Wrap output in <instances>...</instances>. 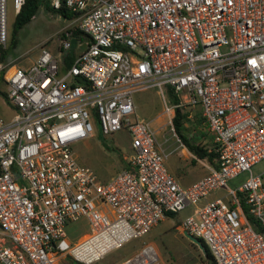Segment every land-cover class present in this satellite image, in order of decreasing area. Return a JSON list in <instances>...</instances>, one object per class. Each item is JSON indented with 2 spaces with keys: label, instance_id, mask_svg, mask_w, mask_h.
<instances>
[{
  "label": "built area",
  "instance_id": "obj_1",
  "mask_svg": "<svg viewBox=\"0 0 264 264\" xmlns=\"http://www.w3.org/2000/svg\"><path fill=\"white\" fill-rule=\"evenodd\" d=\"M24 1L0 0V50L8 45V7L17 14ZM48 3L73 12L87 41L62 75L44 46L28 67L0 61L14 109L0 119V264H59L65 256L92 264L188 205L195 208L182 227L215 264H264V171L250 173L264 159V0ZM57 34L68 50L71 29ZM147 88L158 90L176 142L177 108L199 106L213 136L217 166L202 162L209 173L187 187L165 167L168 138L158 141L135 116L134 93ZM94 125L130 135L132 168L106 182L72 149ZM221 188L222 196L206 199ZM80 219L88 232L59 251ZM118 264H159L158 254L147 243Z\"/></svg>",
  "mask_w": 264,
  "mask_h": 264
},
{
  "label": "rangeland",
  "instance_id": "obj_2",
  "mask_svg": "<svg viewBox=\"0 0 264 264\" xmlns=\"http://www.w3.org/2000/svg\"><path fill=\"white\" fill-rule=\"evenodd\" d=\"M47 12L52 16L50 17L46 14L43 15L42 18L39 17L41 15L36 16V19L32 23L27 26L25 25L22 29L17 31L16 37H18L20 40L18 49L28 46L37 35L39 36L44 31L47 33L50 32L49 30L51 29L52 25L54 26V21L55 27H59L60 25L58 20L67 21L59 13L53 11ZM14 17V10L11 5H9L7 16L8 42L9 38L15 36L16 33L14 31ZM52 33V39L49 43H58L60 45L58 34L54 32ZM86 41L87 38L84 37V44H82V47L85 45ZM2 86L3 84L0 81V89ZM163 90L166 98L168 100L171 99L168 93V88H164ZM146 107V113H149V115L146 114V116L152 120V127L154 129L158 127L159 130H162L160 134L156 133V137L158 139H162L163 137H166V135L172 137L159 92L157 93L155 90L149 91V99L146 102ZM148 109L150 111H148ZM137 112L139 117H141L142 112L139 107ZM12 113L13 109L0 95V119L5 120L12 116ZM172 139L175 140L174 138ZM90 141L93 144L91 149H88L80 143H76L72 146L73 152L77 160L81 164L90 167L97 174L101 181H109L110 177L115 175L121 169V167H123L122 155L127 153L130 141L129 134L126 129H121L112 134H104L97 125H94L93 135ZM200 160L204 163H208V161L205 159H198L193 165L188 163L186 173L183 176L177 175L172 170L173 161L171 158L165 163V167L168 170V173H170L175 178V180L177 179L180 184H183L184 180H192L191 183H193L209 173L206 166L200 162ZM263 171L264 159L253 165L251 167L250 173L251 175L255 176L262 173ZM250 173H242L237 178L230 180L227 185L230 188H234L241 181L245 180ZM224 190L225 188L218 189L215 192L210 193L206 199L211 200L218 196H222V194L225 193ZM204 201L205 199L201 200L200 203H203ZM194 208L195 206L188 205L183 210L175 213L172 217L164 218L156 227L148 231L146 234L130 240L122 247L109 252L103 258L93 262L92 264H118L123 259L135 254L144 244L147 243L152 244L156 249L159 264H206L205 257L201 251L196 249L191 244L192 242L184 235V233L176 232L174 228L176 224H181L185 217L192 213ZM71 227H73V229L69 230L67 237L57 243L59 251L66 250L73 242H75L77 239H82L85 236L83 234L88 232V223L85 219H80L74 222V225ZM59 264L80 263L63 257L59 261Z\"/></svg>",
  "mask_w": 264,
  "mask_h": 264
},
{
  "label": "crops",
  "instance_id": "obj_3",
  "mask_svg": "<svg viewBox=\"0 0 264 264\" xmlns=\"http://www.w3.org/2000/svg\"><path fill=\"white\" fill-rule=\"evenodd\" d=\"M45 1L49 5L48 0H45ZM47 11H49V10L46 9L45 5H43V4L40 5L39 8L37 9L36 13L32 17V19L28 23H26L25 25L27 26L30 23H32L36 19V16H39V15H41V16H39L40 18H42L43 15H45V14L47 16L49 15L51 17L52 15L48 14ZM38 13H40V14H38ZM15 15H16V13L14 12V16ZM52 19L54 20L53 17H52ZM65 19L67 21L58 20V22L60 24L59 27H55V21H54L53 22L54 26L52 25L51 29L49 30L50 32L47 33L44 31L39 36L37 35L36 38L34 40H32V42L28 46L22 47L21 49H18V44H19L20 40L18 37H16L17 40H16L15 45L11 49H9V51H7L6 55L4 56V58L1 61L5 62V63H9L15 67H28L37 59V57L40 53V47L44 46L57 59L58 74L62 75L65 72V70L72 63L73 57L75 55H77L83 48L82 45L78 44V41H77V44H75L76 39L79 41H83V39L85 37L82 34L79 35L78 37H75V36L72 37L75 39L74 48L72 51L70 50V48L68 50L62 49L58 43H56V44L49 43L50 40L52 39V37H51L53 34L52 32L58 33L60 30H62L64 28L72 29L78 25V22L74 18H72V19L65 18ZM10 41H11V38H9L8 44L10 43ZM0 81L3 84L1 90L5 91L6 85H5V81L3 79L2 73H0ZM153 90L157 91V93H158V90L156 88H147V89L137 91L136 93H134V96H133L134 104H135V116L140 118V119H143L145 121H148L150 123L151 127H152V120L148 116H146V114L149 115L148 112L146 113V108H147L146 102L149 99V91H153ZM7 103H8V101H7ZM138 107L142 112L141 117H139V114L137 112ZM184 110H185V112H187V119H188L187 122L185 123L186 130H185L184 134L187 136V138H189L191 143L201 144L204 147H206L207 149L212 148L213 147V136L207 130L206 126L203 123V119L201 116V108L199 106H197L194 108H184ZM148 111H150V110L148 109ZM164 113H165V111H164ZM13 115H14V109H13L12 116H10L9 118H7L5 120H10L13 117ZM166 116H167V114H166ZM167 119H168V116H167ZM168 127H169V125H168ZM152 129L155 131V134L156 133L160 134V132L162 131V130H159L158 127H156L155 129L152 127ZM156 130H157V132H156ZM91 137H89L85 140L79 141L77 143H80V144L84 145L85 147H87L88 149H91V147L93 145L92 142L90 141ZM129 138H130V135H129ZM165 138H168V141L166 143H164L163 147L169 153L167 159L165 160V163L171 158L173 161L172 170L177 175L183 176L186 173V168L188 167V163H191L193 165V164H195V161L197 162L198 159H197L196 155H194L192 152H190L183 143L179 144L178 142H176V140L172 139L173 137H170L168 135H166V137H163L162 139L164 140ZM162 139H158V141L162 142L163 141ZM131 153H132V149H131V145H130V141H129L127 153H124L122 155L123 167H121V169L119 171L132 168V166L129 163V158H130ZM200 162H203V161L200 160ZM112 177H110V178H112ZM102 182H106V181H102ZM177 182H178V180H177ZM191 182H192V180H184L183 184H180L179 182L178 183L181 186L187 187L191 184ZM165 218H166V216H165ZM156 226H154V227H156ZM174 228H175L176 232H179V233L184 232L182 224H179V225L176 224ZM178 229H180V230H178ZM83 235H85V234H83Z\"/></svg>",
  "mask_w": 264,
  "mask_h": 264
},
{
  "label": "trees",
  "instance_id": "obj_4",
  "mask_svg": "<svg viewBox=\"0 0 264 264\" xmlns=\"http://www.w3.org/2000/svg\"><path fill=\"white\" fill-rule=\"evenodd\" d=\"M42 4L45 5L47 10L59 13L60 15H62L63 17H65L67 19L75 18V14L73 12H71L70 10H68L66 8L54 10L47 4V2L45 0H25L20 11L14 17V27H15L14 31L16 32L15 36L11 37V41L5 49L0 50V61L4 58L7 51L15 45L16 40H17V38H16L17 31L19 29H21L26 23H28L32 19V17L36 13L37 9L39 8V6ZM71 32H72V35L75 37H78L79 35L82 34V32L78 29L77 26L72 28ZM168 93L170 95L171 100L173 102H176L177 98L173 94L171 88H168ZM0 95L7 101L5 91L0 89ZM187 120H188L187 119V112H185L184 108L175 109V113H174V116L172 118V124L174 126V129H175V132H176L178 138L187 147V149L190 152H192L194 155H196V157L198 159H206L208 162H210L214 166H217L216 162H215L216 154L214 153L212 148L207 149L206 147H204L201 144L191 143L189 138H187V136L184 134V132L186 130L185 123L187 122ZM244 209H245V206H244ZM174 214L175 213H167L166 217H172ZM73 225H74V222L69 224V226L67 227V233L69 232V230L73 229V227H71ZM200 241L202 242V244L204 245V247L207 250V254L205 256L206 264H215L206 244L201 239H200ZM191 244L196 249H198L195 244H193V243H191ZM65 257H66V259H70L71 261H73L69 256H65Z\"/></svg>",
  "mask_w": 264,
  "mask_h": 264
},
{
  "label": "water",
  "instance_id": "obj_5",
  "mask_svg": "<svg viewBox=\"0 0 264 264\" xmlns=\"http://www.w3.org/2000/svg\"><path fill=\"white\" fill-rule=\"evenodd\" d=\"M74 43H75V39L74 38H72L71 39V45H70V50L72 51L73 50V48H74ZM184 235L193 243V244H195L196 246H197V248L201 251V253L203 254V256L205 257L206 256V254H207V250H206V248L204 247V245L202 244V242L198 239V238H196V237H194V236H192L190 233H188L187 231H185L184 230Z\"/></svg>",
  "mask_w": 264,
  "mask_h": 264
}]
</instances>
